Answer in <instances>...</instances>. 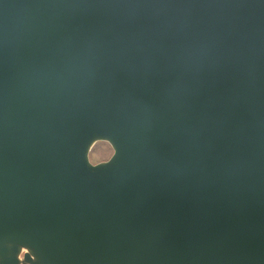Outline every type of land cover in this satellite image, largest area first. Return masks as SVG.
I'll return each mask as SVG.
<instances>
[{"label":"water","instance_id":"obj_1","mask_svg":"<svg viewBox=\"0 0 264 264\" xmlns=\"http://www.w3.org/2000/svg\"><path fill=\"white\" fill-rule=\"evenodd\" d=\"M0 264H264V0H0Z\"/></svg>","mask_w":264,"mask_h":264},{"label":"rangeland","instance_id":"obj_2","mask_svg":"<svg viewBox=\"0 0 264 264\" xmlns=\"http://www.w3.org/2000/svg\"><path fill=\"white\" fill-rule=\"evenodd\" d=\"M112 150L105 142H96L91 148L89 158L93 163L104 161L110 157Z\"/></svg>","mask_w":264,"mask_h":264},{"label":"flooded vegetation","instance_id":"obj_3","mask_svg":"<svg viewBox=\"0 0 264 264\" xmlns=\"http://www.w3.org/2000/svg\"><path fill=\"white\" fill-rule=\"evenodd\" d=\"M22 257H23V254H20V255H19V258L21 259Z\"/></svg>","mask_w":264,"mask_h":264}]
</instances>
